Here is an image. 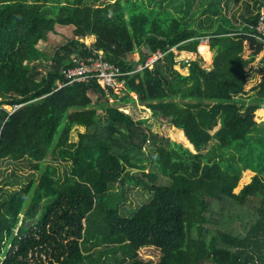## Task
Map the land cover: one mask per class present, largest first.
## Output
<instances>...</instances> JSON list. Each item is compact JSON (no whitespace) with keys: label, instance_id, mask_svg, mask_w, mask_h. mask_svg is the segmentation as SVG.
Returning a JSON list of instances; mask_svg holds the SVG:
<instances>
[{"label":"trees","instance_id":"trees-1","mask_svg":"<svg viewBox=\"0 0 264 264\" xmlns=\"http://www.w3.org/2000/svg\"><path fill=\"white\" fill-rule=\"evenodd\" d=\"M194 1L0 0V102L23 103L0 114V163L26 159L38 171L20 188L0 185V264H264V41L251 27L258 13L239 28L221 13L222 0L195 9ZM199 12L208 16L197 22ZM56 24L72 25L73 36L47 54L37 43ZM204 37L211 67L198 55ZM94 48L127 72L125 93L111 95L125 103L138 93L174 139L110 102L95 78L67 82L62 69ZM158 49L163 57L137 69ZM75 125L85 130L70 141ZM211 139L214 148L202 152ZM59 158L70 161L63 172ZM161 174L168 184L157 183ZM116 182L152 196L127 216L124 190H110ZM228 207L244 233L220 224ZM145 246L159 257L142 258Z\"/></svg>","mask_w":264,"mask_h":264},{"label":"rangeland","instance_id":"rangeland-1","mask_svg":"<svg viewBox=\"0 0 264 264\" xmlns=\"http://www.w3.org/2000/svg\"><path fill=\"white\" fill-rule=\"evenodd\" d=\"M88 1H92V0H88ZM197 17V22H199V20L203 21L204 16L203 14H198L196 15ZM202 17V18H201ZM73 36L72 34V25H60V24H56L55 26V30L53 31H49L47 33V37L44 39H41L38 41L37 46L44 51L47 54H52V52L54 51V49L59 46L62 43L67 42L71 37ZM207 37H205L206 39ZM92 36H89L85 39V41L89 44L90 42L92 43ZM205 41L207 40H201L200 44L205 43L207 44ZM199 44V46H200ZM198 46V55L201 57V64L204 67H211L213 64V59H214V50L211 48L210 49V45L207 44L208 46V56L207 53H203L200 50V47ZM201 51V52H200ZM206 56V57H205ZM131 60H137L139 58V52L137 50H135L134 52L130 53L128 56ZM31 67L34 64H37L34 61L31 62H27ZM257 66V65H256ZM40 70H44V68L42 66H40L38 64L37 66ZM175 67L178 68L181 72L187 73L188 72V66L187 65H181V63H177L175 64ZM33 68V67H32ZM36 73V72H35ZM37 78H40V75H37ZM131 96L134 97V99H136V102L133 101H127L125 103H123L122 101H118L117 98L115 97H109V101L110 102H114L120 106H122V108L127 111L130 112L134 118L136 119H141L143 121V124L148 127L150 130H152L153 132H156L158 135L164 136V137H170L171 139H174V135H173V127L170 123L162 121V119L160 118L159 115L153 114L150 110L149 107H146L142 104L139 103L138 98L139 95L138 93H136L135 91H131L130 92ZM124 91H122L121 93H118V95H123ZM98 94H92V98L96 99ZM254 96V92L252 93V97ZM261 128H262V133L264 134V119L261 123ZM85 130V127L82 125H75L72 130L70 131V141H77L78 140V133L82 132ZM178 138V137H177ZM183 137L180 136L179 139H182ZM214 143H215V139H211L209 141L208 144H206L203 148H202V152H207L209 149H213L214 148ZM55 163L57 164L56 166L58 167V169L60 170V172H63V170L65 168H69L70 165V161H66V160H62V159H57V161H55ZM154 169L152 166H148L146 171ZM131 172L136 173L141 175V172L138 169L132 168L130 169ZM12 173V175H10V173ZM246 173H244V171L242 172V178L241 181L242 183H244L245 181H247V179L244 178ZM38 175V171L33 169L29 163L28 160L23 159L17 162H1L0 163V185H4L5 186V190H12L15 188H20L22 186H24L30 178H36ZM260 175L262 176V178H264V171L262 173H260ZM3 176H8L11 178V180L14 183H9L3 184V180L5 177ZM3 179V180H2ZM16 180V181H15ZM170 182V179L161 174L157 180V183L159 184H168ZM111 192H116L119 193L121 190H124V194H125V198L120 201V209L124 210V212L126 213L127 216H131L132 213H134V211H136V209L144 202L149 201V199L151 198L152 194L147 190L144 189L142 186H134L133 184H126L125 186L122 187V184L120 182H116L114 184L111 185L110 187ZM7 191H3L0 192V198L4 197ZM29 201V199L27 200V202ZM233 211H235L236 209L233 208ZM229 207L226 209L224 214H218L217 216L221 218V223L224 228L228 231L231 232H240V233H244L246 228H243L242 223L240 222V220H238L237 218H230L229 217ZM218 224V225H220ZM215 225V224H214ZM211 229H220V228H211ZM160 251L159 249H157L154 246H145L139 249V255L142 258L145 259H153L156 260L159 257ZM208 263V261H207ZM212 264V263H211Z\"/></svg>","mask_w":264,"mask_h":264},{"label":"built area","instance_id":"built-area-1","mask_svg":"<svg viewBox=\"0 0 264 264\" xmlns=\"http://www.w3.org/2000/svg\"><path fill=\"white\" fill-rule=\"evenodd\" d=\"M251 27L253 28L252 34L258 39L264 41V6H261V8L258 10L257 22L256 24L251 25ZM203 40L208 41L209 38L207 37L205 39L204 37L202 38V41ZM163 55L164 52L162 50H156L147 58L144 63H139L137 69H142L146 66H153L155 61L163 57ZM62 72L69 83L74 81H88L92 78H95L100 86L104 88L106 94L109 95V97H112L111 91H114L116 94H118L122 91L125 93L126 90L125 74L127 72H124L117 64L105 59L103 50L101 49L94 48L92 52L86 56L75 57L74 64L64 67ZM61 85L62 82H59V86ZM22 105L23 103L7 104L0 102V114L2 113V110H6V117H8Z\"/></svg>","mask_w":264,"mask_h":264},{"label":"crops","instance_id":"crops-1","mask_svg":"<svg viewBox=\"0 0 264 264\" xmlns=\"http://www.w3.org/2000/svg\"><path fill=\"white\" fill-rule=\"evenodd\" d=\"M198 2L199 0L193 2L194 4L192 7L194 9L197 8ZM208 2L209 0L207 1V3ZM221 6V13L226 15L227 18L231 21V23L237 25L239 28L244 25L250 24L252 14L258 13L259 10L258 3L256 2V0H222ZM199 13L203 14L204 19L206 18V16H208V14H205L203 12ZM214 18L216 19L217 16L214 15ZM216 22L217 21H215V24ZM205 42L209 44V40Z\"/></svg>","mask_w":264,"mask_h":264},{"label":"bare ground","instance_id":"bare-ground-1","mask_svg":"<svg viewBox=\"0 0 264 264\" xmlns=\"http://www.w3.org/2000/svg\"><path fill=\"white\" fill-rule=\"evenodd\" d=\"M200 50L203 52V53H207V51H208V46H207V44H205V43H202V44H200ZM200 51V52H201ZM206 56H208L209 57V55H208V53H207V55ZM205 56V57H206Z\"/></svg>","mask_w":264,"mask_h":264}]
</instances>
